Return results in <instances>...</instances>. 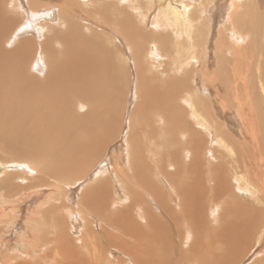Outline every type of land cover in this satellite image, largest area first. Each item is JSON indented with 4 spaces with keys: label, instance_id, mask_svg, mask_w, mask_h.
I'll use <instances>...</instances> for the list:
<instances>
[{
    "label": "bare ground",
    "instance_id": "bare-ground-1",
    "mask_svg": "<svg viewBox=\"0 0 264 264\" xmlns=\"http://www.w3.org/2000/svg\"><path fill=\"white\" fill-rule=\"evenodd\" d=\"M43 1L0 0V264H264V0Z\"/></svg>",
    "mask_w": 264,
    "mask_h": 264
},
{
    "label": "rangeland",
    "instance_id": "rangeland-1",
    "mask_svg": "<svg viewBox=\"0 0 264 264\" xmlns=\"http://www.w3.org/2000/svg\"><path fill=\"white\" fill-rule=\"evenodd\" d=\"M45 1V0H44ZM43 1V3H48L47 1L48 0H46L45 2ZM50 1H53V0H50ZM54 1H60L61 2V4H63V5H65L66 6V4L68 5V4H70V2L72 1V4H70L71 6H70V8H73V7H75V8H78L79 9V7H78V5H77V3H75L74 1H78L79 3H80V0H68V3H64L63 2V0H54ZM150 9H152L153 8V6L152 5H147ZM67 8V7H66ZM68 9V13H70L71 11L69 10V8H67ZM152 11V10H151ZM151 11H149L148 12V15L151 13ZM129 14V13H128ZM131 14H129V16H130ZM132 20H131V22L133 23V24H131L130 25V29L132 28V31L133 32H135L133 29L135 28V26H137V24H136V21H135V18H134V16H132V18H131ZM132 26V27H131ZM98 31H100V33H101V35H102V37H103V35H106V33H107V31H101V30H98ZM105 33V34H104ZM209 34V36L207 37L206 35H205V33H204V35H200V39L202 40H204V41H206V42H208V44L210 43V48H209V46H208V48H207V51L209 52V53H211L212 55H211V57L210 58H208V60H207V63L209 64V65H207V67H208V70L213 74V73H215L216 72V70L218 69V64H217V58H214L213 57V53H214V50H215V48H216V41H215V36H213L212 35V33L211 32H209L208 33ZM110 34H109V31H108V33H107V35L106 36H109ZM137 36H138V34H135V33H133V38H132V46L133 47H135V45H136V40H139V39H137ZM104 38V37H103ZM139 45V44H138ZM141 46H139L140 48H139V50H140V59H142V61H143V64H145V58H142V56L144 55V52L143 51H145V45L143 46L142 44H140ZM163 45L164 46H162V48L165 50V53H167L168 52V50H171V48H172V46L170 45H168V44H164L163 43ZM217 52L218 53H221L219 50H217ZM166 59V58H165ZM146 62H147V60H146ZM146 65V64H145ZM201 66L205 69L204 71L206 72L207 71V69H206V65L202 62L201 63ZM149 70H152L149 74V77H152V81H154V82H152V85L154 86L156 83H159V82H161V80L162 79H168V76H167V74H162V73H157V71H155V69H149ZM209 71H207V72H209ZM148 72V71H147ZM209 72V73H210ZM171 74L172 75H170V79H172L173 81H175L176 79L175 78H173L172 76H175L176 78H181V77H179L180 75L179 74H174L173 75V73L171 72ZM172 80H169V82H171ZM224 80V79H223ZM131 82V81H130ZM135 82V80H133V93H135V89H134V87L136 86V82ZM140 85L142 86V82L141 83H137V86L136 87H140ZM166 88V87H165ZM136 92H137V90H136ZM223 94V93H222ZM161 100V101H160ZM131 101V100H130ZM169 100H168V98H165V97H162V98H160L159 99V103L160 102H163V103H166V102H168ZM215 101V100H214ZM214 103V102H213ZM80 104H82V102H80ZM121 104H123V101H122V103ZM121 104H119V106L121 107V106H123V105H121ZM127 105V106H126ZM126 107H125V112H124V114L122 115V117L120 118V110L118 109L117 110V119L115 120L116 121V126H114V128H116V129H114V131H115V135H117V133H118V129H119V127L118 126H120V127H124L125 129H124V131H121L120 133H121V135H122V137H124L125 136V138H127L128 136H129V133H130V131H129V121H131L130 120V117H131V115L134 113V111H139L140 110V106H141V98H139V97H137L136 95L134 96V98H133V100L129 103V104H127L126 103ZM178 105V104H177ZM179 107V105L178 106H176V111H178L177 110V108ZM148 108H146V112L148 111L147 110ZM90 111V109H89V106H88V104L86 105V104H83V106H80V116H82L83 114H84V112H89ZM133 112V113H132ZM149 114H150V116H154V114H151V112H149ZM149 117V116H148ZM149 119H150V117H149ZM119 121V122H118ZM115 125V124H114ZM160 134H163L164 136H167L168 135V133H167V131H165L164 130V128H163V131H160ZM124 135V136H123ZM119 144H117V146H116V148H115V150L117 149V153H118V151H119ZM12 149H8L7 150V148H2L1 150H0V156L1 155H3V158L1 159V161H3L4 163H10V162H12L13 164H15V165H18V164H20V165H23V163H21L22 161L18 158V157H13V155L12 154H10V152L9 151H11ZM3 153V154H2ZM115 155H116V153H115ZM25 162V161H24ZM21 182V181H20ZM23 185V184H22ZM88 184H83L82 185V187H84L83 189H85V188H88ZM81 187V188H82ZM45 188H46V191H45V194H43L42 196H45L46 194H47V192H49V191H51V190H53V188H55L54 187V185H53V183H52V185L51 186H45ZM81 190L82 189H79L78 191H76V193H75V195L77 196V200L79 199V197H80V195L82 194L81 193ZM46 196H48V195H46ZM39 197V196H38ZM39 198H41V197H39ZM76 200V201H77ZM71 203V202H70ZM34 208H35V206L34 205H32V207H29V209L30 210H34ZM24 210V209H23ZM80 238V237H79ZM76 243H77V245L78 246H80V240H76ZM76 247V246H75ZM77 248V247H76Z\"/></svg>",
    "mask_w": 264,
    "mask_h": 264
}]
</instances>
